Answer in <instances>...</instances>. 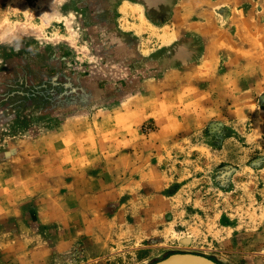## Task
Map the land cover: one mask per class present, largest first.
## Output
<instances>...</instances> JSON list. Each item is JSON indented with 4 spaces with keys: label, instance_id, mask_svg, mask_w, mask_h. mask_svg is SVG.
I'll list each match as a JSON object with an SVG mask.
<instances>
[{
    "label": "rangeland",
    "instance_id": "1",
    "mask_svg": "<svg viewBox=\"0 0 264 264\" xmlns=\"http://www.w3.org/2000/svg\"><path fill=\"white\" fill-rule=\"evenodd\" d=\"M210 2L0 0L11 258L264 264V0Z\"/></svg>",
    "mask_w": 264,
    "mask_h": 264
},
{
    "label": "crops",
    "instance_id": "2",
    "mask_svg": "<svg viewBox=\"0 0 264 264\" xmlns=\"http://www.w3.org/2000/svg\"><path fill=\"white\" fill-rule=\"evenodd\" d=\"M190 0H186V3H188ZM211 0H196V3L201 2L202 4H208L211 3ZM221 1V0H220ZM223 1H227L229 2L232 6L237 7L238 5L248 1V0H223ZM247 15L250 13H253L254 10V6H248L247 8ZM208 11V10H206ZM211 10H209L207 13L212 14L210 12ZM200 22L197 23H192L195 26H198L196 24H199ZM40 156V154H38ZM6 157V160H4L2 163L3 165L0 166V190L4 191L7 189H11L12 185H16L18 184V186H15L13 188H17L20 190L26 189V186L24 185L25 182L22 181L24 178L23 175V170H24V163H26V155L25 153H23L22 150L19 151H14V152H7V155H4V158ZM12 159L13 162H16L18 159H20V162L23 161L24 163L20 164L19 166H15L12 164ZM19 164V163H18ZM43 170H38L37 175H41ZM45 172V170L43 171ZM12 175L14 178H12ZM69 186V184H68ZM69 189V188H67ZM1 197V196H0ZM71 200H68L67 202H69V205L74 206L75 205V199L74 197L70 196ZM1 203V202H0ZM1 205V204H0ZM2 236H6L5 233ZM35 238H42L43 235L40 234V236L38 237V235H33ZM19 248H23V250H21L19 252L20 256L21 253L22 255H24L25 260H27L26 262H22L20 263V259L22 257H18L19 259H17L15 256H13L12 258L9 256L12 254V250H15V247H11V246H7L4 245V243L2 242V245L0 246V264H43L46 263L47 261H49V256L51 255V250L50 248L44 249L43 246L36 244V246H26L24 247H19ZM17 251V250H16Z\"/></svg>",
    "mask_w": 264,
    "mask_h": 264
},
{
    "label": "water",
    "instance_id": "3",
    "mask_svg": "<svg viewBox=\"0 0 264 264\" xmlns=\"http://www.w3.org/2000/svg\"><path fill=\"white\" fill-rule=\"evenodd\" d=\"M152 264H221L205 255L192 252H175Z\"/></svg>",
    "mask_w": 264,
    "mask_h": 264
}]
</instances>
